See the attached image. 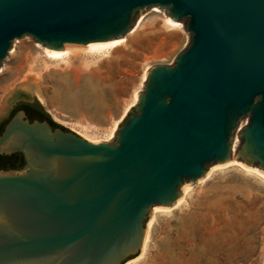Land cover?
Returning a JSON list of instances; mask_svg holds the SVG:
<instances>
[{"label": "water", "instance_id": "95a60500", "mask_svg": "<svg viewBox=\"0 0 264 264\" xmlns=\"http://www.w3.org/2000/svg\"><path fill=\"white\" fill-rule=\"evenodd\" d=\"M154 6L186 18L191 41L148 71L116 135L90 140L23 109L0 134V153L26 158L0 170V264H124L152 208L230 160L236 132V158L264 171V0H0V70L24 35L51 50L90 45L125 36Z\"/></svg>", "mask_w": 264, "mask_h": 264}, {"label": "rangeland", "instance_id": "374dc122", "mask_svg": "<svg viewBox=\"0 0 264 264\" xmlns=\"http://www.w3.org/2000/svg\"><path fill=\"white\" fill-rule=\"evenodd\" d=\"M165 14L166 8H144L134 15L136 31L117 47L90 51L68 43V54L58 59L30 35L15 39L1 64L0 111L38 100L57 124L90 140H109L136 113L152 66L175 64L191 41L188 20L173 27ZM240 141L236 132L232 159ZM203 178L179 205L152 209L145 248L124 264H264V177L230 164Z\"/></svg>", "mask_w": 264, "mask_h": 264}, {"label": "bare ground", "instance_id": "6f19581e", "mask_svg": "<svg viewBox=\"0 0 264 264\" xmlns=\"http://www.w3.org/2000/svg\"><path fill=\"white\" fill-rule=\"evenodd\" d=\"M165 18H166V22H167L168 25L173 26V27H182V23H180L178 20L171 19L168 14H165ZM139 23L137 25L133 26V28L131 29V31L128 34H126L125 36L121 37L122 39L115 38V39L106 40V41L93 42L90 45H86V46H87L88 50H90V51L105 49V48H109V47H117L119 44H121L123 41L126 40V38H127V36L129 34H131V33L136 31L137 26L139 25ZM66 44H68V43H66ZM43 50H44L45 54L49 58H52V59H58V58H61V57H63V56L68 54V49L67 48L66 49H60V50H51V49L43 48ZM18 53H21V52L18 51ZM138 96L136 97L137 102H138ZM245 120H247V118H245ZM237 142H238V140H236V145H235L236 147H237ZM233 153H234V145H233ZM233 153H232V157H233ZM230 164L240 165L242 168H245V169H248V170H253V171L257 172V174H259V175L264 177V171L262 169L258 168L257 166L246 165L245 163H243L240 160L235 159V158H233V159L231 158L227 162L223 163V165L222 164H215V165L213 164L212 165L213 167L210 169V171H208V173L205 176H209L211 174V172H213V171H215V170H217V169H219V168H221V167H223L225 165H230ZM192 186H193V184L189 183V182H186L183 185L182 196L178 199V201L173 206H170V207L154 206L152 209L154 210V212H157V211H161V210H169V209L179 205L184 200L186 194L190 191ZM147 224H148V227H147V231H146V237H145L143 248H145V244H146V241L148 239L149 229H150V227L152 225V220H150Z\"/></svg>", "mask_w": 264, "mask_h": 264}, {"label": "flooded vegetation", "instance_id": "af4514ba", "mask_svg": "<svg viewBox=\"0 0 264 264\" xmlns=\"http://www.w3.org/2000/svg\"><path fill=\"white\" fill-rule=\"evenodd\" d=\"M35 100L30 101V100H20L17 103H15V105L12 107L10 113L8 114V116L2 118L0 120V134L3 132L6 124L8 123V121L10 120V118L15 114L16 111L20 110L19 109V105L21 103H27L29 105H27L28 110L31 111L30 109L33 107ZM23 109V108H21ZM27 115V117L29 118L30 121H34V120H39V121H44L47 120L51 127L53 129H55L56 127H58L57 125H54L51 120L49 118H47L42 112H38L35 115L31 116L29 115V112H27L25 109H23ZM14 112V114L12 115V112ZM12 115V116H11ZM26 165V158L24 156V153L21 151L18 152H13L10 154H6V153H0V170L1 169H22L24 166ZM133 258V257H131Z\"/></svg>", "mask_w": 264, "mask_h": 264}, {"label": "trees", "instance_id": "16d2710c", "mask_svg": "<svg viewBox=\"0 0 264 264\" xmlns=\"http://www.w3.org/2000/svg\"><path fill=\"white\" fill-rule=\"evenodd\" d=\"M27 103H21L19 105V109L23 108L25 109L27 112H29V115L31 116L32 115H35L36 113L38 112H42L47 118H49L51 120V122L54 124V125H57V126H60L59 124H57L56 122H54L50 115L45 111L44 107L42 106V104L38 101V100H35L34 102V105L33 107L30 109L31 111L28 110V107H27ZM15 111L12 112V115L14 114ZM11 115V116H12Z\"/></svg>", "mask_w": 264, "mask_h": 264}]
</instances>
